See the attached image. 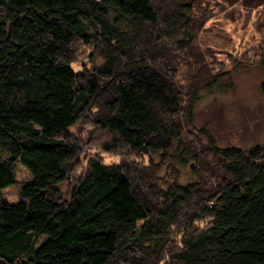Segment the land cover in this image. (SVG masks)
<instances>
[{
  "label": "trees",
  "instance_id": "16d2710c",
  "mask_svg": "<svg viewBox=\"0 0 264 264\" xmlns=\"http://www.w3.org/2000/svg\"><path fill=\"white\" fill-rule=\"evenodd\" d=\"M203 1L0 0V187L16 162L31 175L0 196V264H264V141L218 147L192 123L226 72L197 41ZM83 119L116 161L81 166Z\"/></svg>",
  "mask_w": 264,
  "mask_h": 264
},
{
  "label": "rangeland",
  "instance_id": "374dc122",
  "mask_svg": "<svg viewBox=\"0 0 264 264\" xmlns=\"http://www.w3.org/2000/svg\"><path fill=\"white\" fill-rule=\"evenodd\" d=\"M197 10L206 14L197 41L213 51L212 59L218 64L215 70L226 72L212 85L198 89L192 123L196 128L204 127L218 147L246 148L261 143L264 141V92L260 91V83L264 80V67L259 64V55L264 49V0H204ZM84 61L81 56L73 67L79 68ZM179 67L177 77L184 83L183 67ZM80 123V131L70 129L78 141L83 142L79 156L81 166L85 164V155H98L104 162L116 161L117 156L98 146L104 133L86 119ZM91 136L93 139L89 142ZM190 161L194 159L186 156L182 163H174L178 183L196 180L193 166H188ZM81 166H76L70 179L58 183L65 195ZM15 177L16 181L0 187V196L10 201L18 198L21 181L31 179L19 162H16Z\"/></svg>",
  "mask_w": 264,
  "mask_h": 264
},
{
  "label": "water",
  "instance_id": "95a60500",
  "mask_svg": "<svg viewBox=\"0 0 264 264\" xmlns=\"http://www.w3.org/2000/svg\"><path fill=\"white\" fill-rule=\"evenodd\" d=\"M189 166L191 167L192 166V163H189Z\"/></svg>",
  "mask_w": 264,
  "mask_h": 264
}]
</instances>
